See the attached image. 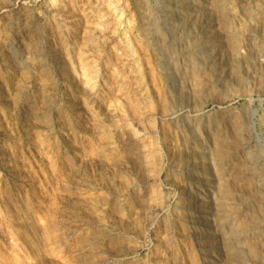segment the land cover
<instances>
[{
	"label": "rangeland",
	"instance_id": "374dc122",
	"mask_svg": "<svg viewBox=\"0 0 264 264\" xmlns=\"http://www.w3.org/2000/svg\"><path fill=\"white\" fill-rule=\"evenodd\" d=\"M56 1L0 0V264H264V0Z\"/></svg>",
	"mask_w": 264,
	"mask_h": 264
},
{
	"label": "bare ground",
	"instance_id": "6f19581e",
	"mask_svg": "<svg viewBox=\"0 0 264 264\" xmlns=\"http://www.w3.org/2000/svg\"><path fill=\"white\" fill-rule=\"evenodd\" d=\"M24 3V2H23ZM46 4H47V9L49 10V12L51 13V14H53V15H55V17H56V14H57V8H58V4H57V1L56 0H46ZM5 9H6V7H4ZM3 8V9H4ZM3 9H1L0 8V16H2V15H4V10ZM103 11V10H102ZM59 12V11H58ZM21 13V12H20ZM49 13V14H50ZM60 13V12H59ZM28 14V13H27ZM61 14V13H60ZM59 14V15H60ZM62 14H64V13H62ZM58 14H57V16H59ZM67 15V14H66ZM62 15H60V17H61ZM51 17V16H50ZM67 17V16H66ZM65 16H62L61 18H63V21L65 20V18H66ZM69 17V16H68ZM67 17V18H68ZM26 18V17H25ZM31 18V17H30ZM37 19V18H36ZM54 19V18H53ZM59 19V18H58ZM99 20L101 19V18H98ZM62 20V19H61ZM68 20V19H67ZM70 20V19H69ZM37 21V20H36ZM56 21V20H55ZM62 21V22H63ZM96 21H97V19H96ZM61 22V23H62ZM100 22V21H99ZM98 21H97V23H99ZM67 23V22H66ZM102 24V23H101ZM100 24V25H101ZM56 25V24H55ZM62 25H64V22H63V24ZM57 26V25H56ZM66 26H68V25H66ZM96 26H97V24H96ZM69 27V26H68ZM98 27H100L99 25H98ZM60 28V27H59ZM104 28V27H103ZM56 29H57V27H56ZM66 29V28H65ZM241 29V28H240ZM63 30V29H62ZM66 31H67V29H66ZM106 31V30H105ZM108 31V30H107ZM106 31V32H107ZM69 32V31H68ZM243 32V31H242ZM241 32V33H242ZM59 33V32H58ZM66 33V32H65ZM60 34V33H59ZM62 36H63V33H62ZM81 36V35H80ZM240 36V35H239ZM54 37V36H53ZM57 37V36H56ZM56 37H55V39H56ZM67 37V36H66ZM82 37V36H81ZM80 37V38H81ZM58 38H60V35H59V37ZM239 38V37H238ZM26 39V38H25ZM54 39V40H55ZM61 39V38H60ZM59 40V39H58ZM58 40H57V43H58ZM69 40V39H68ZM65 41H66V39H65ZM64 41V42H65ZM54 42V41H53ZM59 42H61V41H59ZM62 44V43H61ZM123 47V46H122ZM124 48V47H123ZM128 51V50H127ZM32 52V51H31ZM33 52H35V51H33ZM38 52V51H37ZM29 54V53H28ZM32 54V53H31ZM39 54V53H38ZM30 55V54H29ZM33 56V55H32ZM35 59H36V57H34ZM38 58V57H37ZM65 58V57H64ZM35 59H32V60H35ZM63 59V58H62ZM85 59V58H84ZM66 60V59H65ZM38 62V61H37ZM66 63V62H65ZM63 64V63H62ZM40 65V64H39ZM41 66V65H40ZM42 67V66H41ZM86 67V66H85ZM84 67V68H85ZM91 67V66H90ZM63 68H65V67H63ZM35 69V68H34ZM89 69V68H88ZM93 69V68H92ZM84 71H86V70H84ZM89 71V70H88ZM88 71H86V73L85 74H88L89 72ZM92 71V70H91ZM88 72V73H87ZM61 74V73H60ZM80 74H82V76H83V72L82 73H80ZM91 75V74H90ZM90 75H88V76H90ZM85 76V75H84ZM93 76V75H92ZM87 77V76H86ZM80 78V77H79ZM89 78V77H88ZM90 79V78H89ZM82 80V79H81ZM92 79H90V81H91ZM89 81V80H88ZM88 81H87V84H88ZM89 81V82H90ZM77 82V81H76ZM85 83H86V81H85ZM82 84V83H81ZM90 84H94V82L93 83H90ZM75 85H77V84H75ZM82 85H84V84H82ZM86 85V84H85ZM95 85V84H94ZM89 86V85H88ZM87 86V87H88ZM86 87V88H87ZM89 87H94V86H89ZM90 91H91V89H89ZM89 90L87 89L86 91H88L89 92ZM92 92H93V90H92ZM82 102V101H81ZM86 102V101H85ZM85 102H84V104H85ZM83 103V102H82ZM22 105V104H21ZM77 106V105H76ZM82 107V106H81ZM78 109V108H77ZM80 109V108H79ZM76 111V110H75ZM78 112V111H77ZM1 160H3V159H1ZM5 160V159H4ZM1 167V166H0ZM2 167H4V166H2ZM263 167V166H262ZM22 180V179H21ZM21 180H20V182H21ZM25 182V181H24ZM22 184V183H21ZM25 184H27V183H25ZM13 196V195H12ZM18 196V195H17ZM8 198V197H7ZM19 198V197H18ZM8 200V199H7ZM6 201V200H5ZM19 201H20V199H19ZM10 202V201H9ZM12 203V202H11ZM11 203H10V205H11ZM20 203V202H19ZM14 205V204H13ZM15 205H16V203H15ZM10 207V206H9ZM11 208V207H10ZM14 208V207H13ZM16 209V208H15ZM158 209V208H157ZM18 210V209H17ZM21 211V210H20ZM19 211V212H20ZM26 211V210H25ZM28 212V211H27ZM16 213H18V212H16ZM22 213V212H21ZM23 214V213H22ZM26 215H27V213H25ZM24 215V214H23ZM18 217V216H17ZM26 217V216H25ZM24 217V218H25ZM13 218H14V216H13ZM23 218V217H22ZM23 222H21V224H22ZM18 225H20V224H18ZM25 227V226H24ZM26 228H27V226H26ZM148 229V228H147ZM148 231V230H147ZM50 233V232H49ZM48 233V234H49ZM51 237V236H50ZM48 238V237H47ZM60 239V238H59ZM51 241L53 240V239H50ZM49 240V241H50ZM50 241V242H51ZM62 241V240H61ZM48 242V241H47ZM49 243V242H48ZM60 243V242H59ZM54 245H55V243H54ZM48 246V245H47ZM50 246V245H49ZM52 246V245H51ZM54 247H56V246H54ZM53 247V248H54ZM49 247H47V249H48ZM52 247H50V249H51ZM55 249V248H54ZM53 249V250H54ZM52 250V249H51ZM230 256V258H231V260H232V262H233V264H242V258H241V255L238 253V252H234L233 254H230L229 255Z\"/></svg>",
	"mask_w": 264,
	"mask_h": 264
}]
</instances>
